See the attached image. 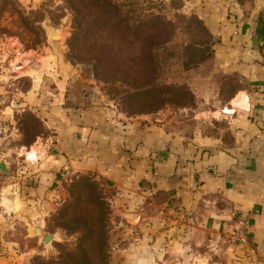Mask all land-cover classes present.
Instances as JSON below:
<instances>
[{"label": "crops", "instance_id": "obj_1", "mask_svg": "<svg viewBox=\"0 0 264 264\" xmlns=\"http://www.w3.org/2000/svg\"><path fill=\"white\" fill-rule=\"evenodd\" d=\"M199 4L220 39L214 56L235 77L228 94L214 98L225 104L209 119L195 114V124L182 129L85 107L66 92L74 70L65 65L52 88L43 82L48 97L39 94L36 74L34 95L20 100L44 124L34 142L17 140L16 107L11 114L0 106V264L13 244L35 234L62 166L66 174L107 181L132 226L124 264H264V0ZM15 155L25 166L10 175L5 167ZM22 175L36 182L22 189ZM240 220L248 223L246 241H231L229 230Z\"/></svg>", "mask_w": 264, "mask_h": 264}, {"label": "rangeland", "instance_id": "obj_2", "mask_svg": "<svg viewBox=\"0 0 264 264\" xmlns=\"http://www.w3.org/2000/svg\"><path fill=\"white\" fill-rule=\"evenodd\" d=\"M113 1L129 23L137 22L135 19L148 24L159 23L157 32L147 38L156 67L142 87L135 88L114 78H98L92 67L76 62L69 43L75 25L69 0H0V55L7 65L17 59L20 64L17 76L4 81L2 93L6 99L0 106H5L7 113H13L6 110L7 105L16 107L19 115L17 140L28 144L36 140V134L44 132L37 109L20 101L24 95L27 98L34 95L32 89L38 86L33 77L37 74L42 78L39 87L42 86L43 92L39 94L46 98L49 94L43 89V82L44 88H52L53 80L64 65L74 70L66 91L70 93V100L85 107H107L118 119L138 116L152 121L160 118L175 127L188 129L195 124V114L209 119L210 110L220 109L225 104L214 98L227 95L228 84L230 86L235 77L226 76L221 70L220 59L214 56L220 39L214 24L202 13L204 9L199 6V0ZM52 63L57 73L53 77L42 74ZM7 82L13 84L9 86ZM14 94L16 99H13ZM10 159L12 161L5 167L7 174L19 172L25 166L22 157L15 155ZM111 191L104 180L94 174H66L62 166L45 196L48 200L46 214L43 219L40 218L43 215L37 216L41 224L38 221L35 234L31 239L13 244L7 261L2 264H124V247L132 226L117 210ZM1 192L0 185V195ZM97 195L104 200V207L94 204ZM2 201L6 203V197ZM97 224L103 226L105 263L96 261L91 253L84 263L74 253L69 256L82 231ZM48 231L54 232L57 239L44 245L42 238ZM83 245L90 249L88 241Z\"/></svg>", "mask_w": 264, "mask_h": 264}, {"label": "trees", "instance_id": "obj_3", "mask_svg": "<svg viewBox=\"0 0 264 264\" xmlns=\"http://www.w3.org/2000/svg\"><path fill=\"white\" fill-rule=\"evenodd\" d=\"M74 11V27L69 43L78 64H87L98 78H114L132 84L144 86L154 72L155 61L148 50L147 38L158 30L159 23L135 19L128 22L119 6L113 0H69ZM264 48V38L261 43ZM107 184V181L104 180ZM20 184L30 186L34 181L21 176ZM100 195L95 196L94 204L104 207ZM89 242L90 249L83 244ZM104 231L102 224L82 231L75 250L68 255L78 257L81 262L94 259L105 263ZM3 252L0 248V254Z\"/></svg>", "mask_w": 264, "mask_h": 264}, {"label": "built area", "instance_id": "obj_4", "mask_svg": "<svg viewBox=\"0 0 264 264\" xmlns=\"http://www.w3.org/2000/svg\"><path fill=\"white\" fill-rule=\"evenodd\" d=\"M17 51V50H15ZM4 59L0 55V84L5 86L4 81L15 78L17 76L18 67H20L19 60L17 59L16 62L9 63L7 65L5 62H3ZM57 73V67L55 64L52 63L50 67H48L42 74L53 77L54 74ZM43 76V75H42ZM8 77V78H7ZM12 82H7L6 85H11ZM13 84V83H12ZM17 95H13V99H16ZM5 95L1 92L0 93V104H5ZM241 226H233L229 230V236L228 239L234 242H244L247 238V228L248 223L246 221L240 220Z\"/></svg>", "mask_w": 264, "mask_h": 264}, {"label": "water", "instance_id": "obj_5", "mask_svg": "<svg viewBox=\"0 0 264 264\" xmlns=\"http://www.w3.org/2000/svg\"><path fill=\"white\" fill-rule=\"evenodd\" d=\"M50 35H51V33H50ZM6 110H8V111L11 112L13 109H12V107H11L10 105H7V106H6ZM131 217H132L133 219L136 218L135 214H132ZM56 239H57L56 234H55L54 232H50V231H48V232H46V233L44 234V236H43V238H42V241H43V244H44V245H47V244H49L52 240H56Z\"/></svg>", "mask_w": 264, "mask_h": 264}, {"label": "bare ground", "instance_id": "obj_6", "mask_svg": "<svg viewBox=\"0 0 264 264\" xmlns=\"http://www.w3.org/2000/svg\"><path fill=\"white\" fill-rule=\"evenodd\" d=\"M57 34V33H56ZM60 34V33H59ZM52 36V35H51ZM12 114V113H11Z\"/></svg>", "mask_w": 264, "mask_h": 264}]
</instances>
